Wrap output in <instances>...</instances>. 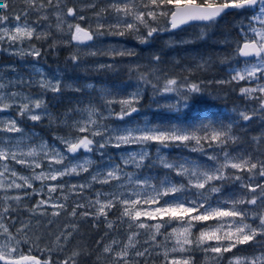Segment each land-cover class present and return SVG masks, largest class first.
I'll list each match as a JSON object with an SVG mask.
<instances>
[{"label": "rangeland", "instance_id": "1", "mask_svg": "<svg viewBox=\"0 0 264 264\" xmlns=\"http://www.w3.org/2000/svg\"><path fill=\"white\" fill-rule=\"evenodd\" d=\"M5 1L0 0V254H31L4 216L6 202L23 191L36 197L38 210L55 214L70 204L102 219L110 229L102 251L115 261L191 264L192 234L200 227L206 264H264V159L230 151L213 131L162 129L143 114L157 109L182 117L193 96L220 100L239 83L243 103L235 122L264 115V0L244 16L239 33L242 42H257L263 56L240 62L233 52L242 42L227 49L220 40L223 18L209 27L170 30L172 7L195 0H43L34 18L12 21L1 14ZM80 29L91 31V45L73 44ZM67 48L63 66L55 65ZM102 70L127 74L126 80H85L88 72ZM133 78L138 81L129 82ZM82 90L92 91L96 104L58 118L53 97ZM52 127L70 130L55 133ZM152 166L170 173L155 178Z\"/></svg>", "mask_w": 264, "mask_h": 264}, {"label": "trees", "instance_id": "2", "mask_svg": "<svg viewBox=\"0 0 264 264\" xmlns=\"http://www.w3.org/2000/svg\"><path fill=\"white\" fill-rule=\"evenodd\" d=\"M43 0H6L5 8L1 11L2 16L8 21L16 18H34L35 8ZM198 4H204L206 0H195ZM249 10L231 12L222 18L225 20L219 37L227 49L229 46L243 41L240 30L244 16ZM210 24L205 27H209ZM92 30V28H91ZM185 30H188L187 28ZM69 49H64L59 57L55 58V65L63 66L61 59L66 57ZM235 60L240 62L241 58L237 52H233ZM70 66V65H68ZM124 72V71H123ZM134 74V72L132 73ZM127 74L115 73L110 70L96 71L85 76V80L92 84H118L126 80ZM131 75V74H130ZM133 78L129 82H137ZM125 82V81H124ZM142 82V80H141ZM126 83V82H125ZM111 85L110 87H112ZM239 83H232L220 100L200 101L193 96L189 108L182 117L176 114L160 113L157 109H148L147 121L159 128L186 127L194 133H207L213 131L220 136L224 145L234 152H241L251 160L264 158V115H254L249 121L235 122L236 108L243 103L239 96ZM115 91H119L115 87ZM149 87L144 94L141 108L148 101ZM52 109L56 116L65 117L69 112H79L83 107L96 104V99L90 90L80 92H60L53 97ZM263 111V110H262ZM261 111V112H262ZM262 114V113H261ZM142 116L141 114H138ZM50 130L55 133L65 134L69 127L55 128ZM224 134V137L221 136ZM225 134L228 138L225 139ZM231 137V139H229ZM204 142V140H202ZM170 151V150H167ZM155 178L159 174L165 175L170 171L163 170L159 166H152ZM238 194L244 191L239 188ZM26 192H19V197L9 199L6 222L11 232L18 238L24 250H29L32 255L46 260L49 264H145L148 261L142 259L135 262L115 261L110 255L102 251L104 241L110 229L103 224L102 219H96L83 215L81 209H73L70 204H63L57 213L49 211L48 208L38 210L35 208L36 197L24 196ZM202 228L196 227L192 234L190 255L193 256L191 264H206L202 258V247L198 244V235ZM167 231V229H166ZM250 249V248H249ZM248 249L244 252L248 253ZM231 254H225V258ZM148 264H154L149 262Z\"/></svg>", "mask_w": 264, "mask_h": 264}, {"label": "water", "instance_id": "3", "mask_svg": "<svg viewBox=\"0 0 264 264\" xmlns=\"http://www.w3.org/2000/svg\"><path fill=\"white\" fill-rule=\"evenodd\" d=\"M258 1L259 0H242L236 3L214 5H203L196 3H183L175 5L169 15L168 24L170 26V30L176 31L184 26L208 23L214 19H219L229 12L252 8L257 5ZM73 42L76 45L88 46L92 43V34L87 29H81L78 34L74 35ZM238 54L243 60H252L261 57L262 50L255 41H244L239 46ZM0 264L49 263L32 255H25L18 258H7L0 254Z\"/></svg>", "mask_w": 264, "mask_h": 264}, {"label": "bare ground", "instance_id": "4", "mask_svg": "<svg viewBox=\"0 0 264 264\" xmlns=\"http://www.w3.org/2000/svg\"><path fill=\"white\" fill-rule=\"evenodd\" d=\"M188 27H190L189 25L188 26H184V27H182L181 29H179V30H176V31H172V32H179V31H182V30H184V29H186V28H188Z\"/></svg>", "mask_w": 264, "mask_h": 264}]
</instances>
